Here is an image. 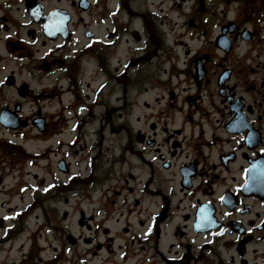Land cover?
I'll list each match as a JSON object with an SVG mask.
<instances>
[{
	"label": "flooded vegetation",
	"instance_id": "af4514ba",
	"mask_svg": "<svg viewBox=\"0 0 264 264\" xmlns=\"http://www.w3.org/2000/svg\"><path fill=\"white\" fill-rule=\"evenodd\" d=\"M0 264H264V0H0Z\"/></svg>",
	"mask_w": 264,
	"mask_h": 264
},
{
	"label": "rangeland",
	"instance_id": "374dc122",
	"mask_svg": "<svg viewBox=\"0 0 264 264\" xmlns=\"http://www.w3.org/2000/svg\"><path fill=\"white\" fill-rule=\"evenodd\" d=\"M13 185H14V184H13V183H11V184H9V185H8V187H10V188H11V187H13ZM76 218H77V216H76Z\"/></svg>",
	"mask_w": 264,
	"mask_h": 264
}]
</instances>
